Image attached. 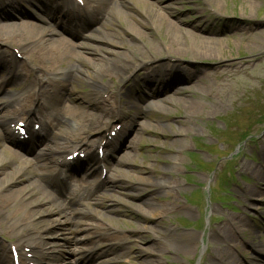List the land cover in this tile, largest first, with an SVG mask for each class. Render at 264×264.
Returning a JSON list of instances; mask_svg holds the SVG:
<instances>
[{"label":"rangeland","instance_id":"obj_1","mask_svg":"<svg viewBox=\"0 0 264 264\" xmlns=\"http://www.w3.org/2000/svg\"><path fill=\"white\" fill-rule=\"evenodd\" d=\"M9 1L4 0L7 4ZM53 1L55 5L63 2ZM218 2V5H212L205 0H177L174 4L176 11L170 16L172 20H182L184 27L199 21L198 24L204 30L202 35L221 41L220 44L216 40L212 41L208 46L215 55L213 48L220 45L221 51L216 57L198 58L196 56L201 54L200 51L191 49L190 53H183L179 51L183 49L175 44L173 49L182 53L181 57L164 50L173 38L172 31L161 27L159 33L157 27L150 23L151 19L140 14L139 11L145 9L138 6L135 0L123 1L120 8L127 13L120 18V22L113 21L112 27L96 29L93 22L83 24V33L96 36L114 28L112 33L117 40L129 38L131 43L146 51V56L151 59L147 62L148 67L169 62L194 71L195 76L185 82L176 80L174 84L178 83V88H190L182 95L173 94V87L168 86V89L155 87L154 96H151L145 90V81H153L152 84L157 86L164 77L159 72L155 73L158 74L156 76L146 75L145 67L141 66L134 69L130 80H112L113 89L122 87V94L113 101L112 106L121 105L127 112L125 120H130L132 125L122 136L109 161L114 165L113 169L115 164L123 169L126 177L116 178L114 171L109 174L110 178L106 173L101 174L102 181L88 189L94 196L77 197L78 203L66 205V214L47 216L59 218L64 224L39 231V235L44 238L34 242L41 243L42 239L45 247L47 244H57L50 246L51 249H57L52 252L57 256L55 263L142 264L150 258L145 260L141 249L156 241L153 238L157 228L170 227L174 231L165 235L167 241L164 247L168 245V248L159 255L162 264H264V205L261 203L264 191V0H249L255 3L254 6L245 5L243 0ZM23 9L30 16L20 18L29 17L27 20L47 25L39 2H32L23 6ZM132 17L145 21V41L136 34L129 35L122 30L125 21L133 22ZM2 20L17 18L5 13ZM49 26L61 31L54 24ZM72 38L75 42L105 45L103 42L81 39L78 35H72ZM183 43L190 42L183 39ZM193 43L196 44L195 41ZM151 44L157 46L160 52H147L146 48ZM128 49L129 46L123 44L122 49L117 50L129 53ZM9 50H14L17 58H20L17 49ZM129 56L135 64L138 62L130 53ZM1 75L0 69V78ZM4 84L8 94L0 95L1 100L17 93L20 87V83L12 79ZM68 84L73 85L74 94L83 100V108H90V88L84 82ZM168 97H175L179 103L171 104L166 100ZM149 100L159 105L154 106ZM192 101L199 107L193 114H188L186 103ZM162 105L167 107L166 111L161 110ZM118 122L113 123L109 131L116 127L115 124L123 123ZM139 123L143 130H138ZM63 128L70 134L76 131L71 121L64 123ZM179 129L184 132L178 134ZM96 136L97 133L93 131L88 134L89 139ZM133 138L136 144L141 142L144 145L143 151L153 150L151 157L143 156L136 150L126 158L130 164H117L120 158L123 159L127 143ZM37 148L27 154L28 158L34 159L39 150H46L44 143ZM11 168H14L13 164ZM151 168L156 172L151 171ZM140 169L145 174L164 179L169 188L161 190L150 183L140 184L136 180ZM34 175L31 169L30 172L25 170L16 186L30 183ZM77 176H82V173L79 172ZM86 179L89 180V176ZM251 189L257 192L249 196ZM70 190H77V185H70ZM49 194L57 195L53 187L44 186L38 197ZM151 195L155 203L150 208L172 211L163 217L146 216L141 209L142 197ZM177 204L183 207L179 208ZM142 208L147 209L143 205ZM233 225L241 228L240 233L229 232L236 239V249L212 233V230L223 226L233 230ZM25 226L27 224L20 226L17 231L21 232ZM94 226L104 231L108 228L106 232L109 238L100 244L97 242L94 247H88L94 240L91 234L98 231L93 230ZM53 232H56V236L52 235ZM183 233L193 236L195 243L185 253H173L170 248L172 241ZM0 242H6L3 236H0ZM257 249L262 250L263 254L258 253ZM104 250L106 252L100 255Z\"/></svg>","mask_w":264,"mask_h":264},{"label":"bare ground","instance_id":"obj_2","mask_svg":"<svg viewBox=\"0 0 264 264\" xmlns=\"http://www.w3.org/2000/svg\"><path fill=\"white\" fill-rule=\"evenodd\" d=\"M35 1L42 3L43 11L50 21L61 25L69 32L79 35L84 40L91 39L103 42L105 43L104 47L75 42L48 25H40L20 18L21 16H26V14L28 15L24 11L23 6ZM46 1L11 0L4 5V1L0 0V46L5 47H0V69L4 73V76L0 79V94L4 90L3 83L10 78L15 82L17 80L21 82L19 94L9 99L7 103H0V147H3V150L1 149L0 151V236L9 240L5 243L0 242V264H9L10 257L12 260V250L16 251L19 264H62V262H54V260H57V256L52 254V252L57 249H54L55 247L53 249L50 248V246L57 244H47V247H45L46 244L42 241L44 236L39 235V231L51 230V227L64 224V221L59 218H48L47 216L64 214L65 205L52 199V196L38 197V194L44 185L54 184V179H56L55 183H57L59 188L62 187L61 184L64 178L69 175L72 165L80 162L78 158L72 161L67 160V155L72 154L74 151L86 152L85 158L88 163L83 166V172L85 174L96 173L101 168L100 164L103 163L107 153L117 147L119 139L131 127V121L127 120L120 125L114 137H109L106 134L110 125L116 121H122L126 116V111L122 107L112 106V101L118 100V97L122 94L120 87L117 90L113 89L110 84L113 79L118 78L121 82L130 80L134 69L141 66L145 67L146 75L160 72L168 77L161 80L157 88L164 87V89H168L173 87V94L182 95L185 90L190 88L187 86L178 88V83L174 84L176 80L185 82L195 76L194 71L182 66L179 68L169 62L158 63L156 66L148 67L147 62L151 59L146 56V51L131 43L129 38H121V41L117 40L116 35L112 33L114 28L101 32V35L97 36L94 34L90 35V33L85 34L81 31L85 21L93 22L96 29H103L107 26L112 27L113 21L120 22V18L127 13L123 8H120L123 1L132 0H84L82 5L75 2V0H69L67 4L62 6H53ZM243 1L247 6L255 5L249 0ZM176 2L177 0H135L138 6L145 9V11L140 10V14L149 17L151 19L150 23L157 27L159 33L162 31L161 27L169 28L172 31V43L168 41L164 50L172 52L175 57L182 56L179 51L190 53L191 49L200 51L201 54L195 55L198 58L219 56L218 54L221 51L219 44L221 41L202 35L201 33H204V30L198 24L199 21L190 23V27H184L181 24L183 23L182 20L177 19L175 21L170 18L176 11L174 7ZM205 2L212 5L219 4L218 0H205ZM5 13L11 14L17 20H2V16ZM132 19V23L124 22V26L121 27L122 30L129 35L136 34L137 37L145 41L147 35L144 31L145 21L137 17H132ZM205 32L208 33V31ZM162 33L164 34V32ZM183 39L190 43H183ZM215 40L219 43V47L213 48V51H215L214 55L211 49H208V46ZM194 41L196 44L193 43ZM123 44L129 46L128 51L131 55L137 54L134 56L138 60L136 64L129 56V53L117 50L122 49ZM174 44L183 50H174ZM10 48L17 49L20 58H17L14 50L11 51L9 50ZM146 50L149 53L160 52L159 48L152 46V44ZM87 54L92 56L89 57ZM71 82L73 84L84 82L90 88L92 93V99L89 100L90 108H83V100L74 94L73 85L70 86L68 84ZM144 87L145 89L147 88L146 91L150 94L153 93L152 85L149 84V86L145 85ZM170 98L168 97L166 100L171 104L177 105L179 103L178 99H174L175 97ZM33 102H35V106L30 108ZM132 102L137 105L134 100ZM150 103L154 106L159 105L152 100H150ZM6 105L11 107H5ZM198 107V104L194 101L187 102L186 113L193 114ZM160 108L163 111L167 110V107L163 105ZM37 113L40 115L39 122L42 124L43 133L40 131L35 132L31 127L29 128L27 141L42 134L43 139L48 142L55 140L57 137L64 141L61 146H58V143L51 146V154L42 162L38 160L31 161V159L18 153L10 146L11 144H20L14 129L9 126L12 118L22 115V118L26 119L25 121L29 125ZM70 120L74 123L76 130L73 134L65 131L61 126L62 122H70ZM16 123L17 121L14 125ZM88 129L97 132L95 139L91 140L88 138L90 132ZM138 130H143L141 123H139ZM151 132L154 131L151 130ZM183 132L182 129L178 130V134ZM96 141L99 143L104 142L105 145L101 158L97 154V148L96 152L90 150ZM3 142H8L10 145H5ZM66 148H71L72 150L62 158L61 149ZM143 149L144 145H141V142L136 144L133 138L127 143L123 159L120 158L117 164H130V160L126 158H128L130 152L136 150L142 153L143 156L151 157L153 150L143 151ZM39 154L40 152L37 155ZM12 164L14 165L13 169L11 168ZM49 166L52 170L45 179L42 180V177L36 175V179H32L30 183L20 187L16 186L17 182L21 181L19 177L25 173V170L28 169L30 172L31 169L33 173H37L38 169L48 170ZM115 166L113 173L115 176H113L125 179L123 178V176L126 177L125 171L117 167L116 164ZM104 167L110 168V165L104 164ZM140 170V173L136 176V180L140 184L146 185L150 183L159 186L161 190L169 188V184L164 179L145 174L144 170ZM151 171H155V169L151 168ZM81 180L78 179V181ZM256 192V189H251L248 193L249 196H252ZM168 193L172 197L171 191L168 190ZM262 195L261 200L264 201V191H262ZM40 196H42V193ZM58 196L60 198L65 197L67 204L76 200V197L62 189L59 190ZM153 197L152 195L142 197V205L146 206L147 209H143L142 205L141 209L146 216L151 218L163 217L167 212L172 211L163 210V208H150L155 203V198ZM176 206L179 208L183 207L180 204ZM7 212L9 213L7 214ZM43 217L47 218L43 219ZM26 224L25 229L21 232L17 231L20 226ZM156 228L155 226L154 229ZM98 229L99 226H94L93 230ZM106 231H109V229L94 231L91 235L103 241L109 238ZM156 231L157 233L154 234L153 238L156 241H153L151 246L140 251L144 259L150 258L149 260L145 259L147 261L142 264H162L159 255L163 254L168 248V245L164 247L167 241L165 235L174 231V229L161 227L157 228ZM230 231L239 233L241 228L233 225V230H230L227 226H223L212 230V233L214 237L222 239L224 243L236 249V239L232 233H229ZM52 235L56 236V232H53ZM40 238H42L40 240L41 243L37 244L34 242ZM194 243L195 238L193 236L183 233L173 239L170 248L173 249V253H185L189 251ZM25 247L29 249L27 252H24ZM222 257L220 256V258Z\"/></svg>","mask_w":264,"mask_h":264}]
</instances>
